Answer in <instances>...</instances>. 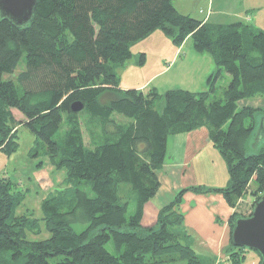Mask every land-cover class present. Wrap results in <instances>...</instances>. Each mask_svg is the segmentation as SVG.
<instances>
[{
  "label": "trees",
  "instance_id": "obj_1",
  "mask_svg": "<svg viewBox=\"0 0 264 264\" xmlns=\"http://www.w3.org/2000/svg\"><path fill=\"white\" fill-rule=\"evenodd\" d=\"M156 29L177 44L190 37L216 66L203 90L167 89L161 109L154 106L156 88L122 89L115 70L131 57V45ZM139 58L143 63L144 53ZM223 71V98H212ZM105 92L112 95L102 103ZM256 98L264 99V29L242 21L203 22L173 0H36L26 25L0 17V149L17 147L23 125L36 135L35 151L43 148L65 171L38 217L17 213L23 192L0 177V264H220L191 246L178 211L187 191L222 194L233 208L228 258L244 257L246 247L232 244L231 231L264 193V109L239 102ZM76 101L79 111L71 109ZM81 112L99 129L88 144ZM202 126L226 162L227 185L183 187L154 225L143 226L168 137ZM248 196L250 211L242 214L237 208Z\"/></svg>",
  "mask_w": 264,
  "mask_h": 264
},
{
  "label": "rangeland",
  "instance_id": "obj_2",
  "mask_svg": "<svg viewBox=\"0 0 264 264\" xmlns=\"http://www.w3.org/2000/svg\"><path fill=\"white\" fill-rule=\"evenodd\" d=\"M248 1H262L263 4L260 9V14L256 19L258 21L254 20L252 10L248 11L246 14L250 19L240 18V21L250 24L254 27L264 29V0H237L236 3L233 0H228L227 2L225 1L224 8L228 13H230V10L244 8L246 3L243 2ZM178 5L180 9L184 11L183 13H191L199 16L198 12L201 6L198 0H184L182 4H180L179 2ZM201 11H205V9ZM192 17L195 18V16ZM216 21L230 23L232 20H228L227 18L226 20H211L210 22ZM173 48L174 52L178 49V55L176 54V56H178L182 60H185L184 62H198L192 64L191 68L189 66H184L182 68L183 70L178 67H174L173 69H165L169 66V56L172 53ZM131 51L132 55L127 61H125L123 64H116L115 66L120 86L124 89H127L130 86L137 87L139 83L146 81L151 76L165 69L164 72L166 73L162 72L156 74L155 76H153V78L150 79L147 84L149 87L154 88L155 85L160 84L161 82H163V80H169V82L165 83V86H158V88H156L158 94H160L154 101V106L157 109H161V107L163 106V93L167 89L182 88L190 91H199L207 87V78L210 73L204 75V72H202V66L206 56L207 58H211L212 62L213 59L207 52L195 51L192 46V40L190 37H187L182 43L177 44L173 41L171 36L164 34L160 29H156L147 37L140 39L132 44ZM192 52L201 54V56L203 57L198 58L195 55H192L190 58ZM141 53H144L145 56L143 63H139V56ZM184 62H182V64ZM213 67L214 69L212 72H214V70L216 69L214 62L212 63V68ZM21 68L22 64L20 63L16 67L14 73H17V71H19ZM188 68L191 72L187 71ZM228 81L229 77L227 73L223 71L222 75L217 79L215 83L216 91L214 94H212L211 97L222 99L223 90ZM167 85L170 86V88H166ZM147 90L148 88L144 90V92H146ZM110 95H112V93L110 92L103 93L102 95H100L99 101L102 103L105 102ZM247 100L252 101L254 99ZM239 103L247 105L242 101H240ZM252 104L256 105V107H261L264 109V105L262 102L255 101L252 102ZM13 113L17 119L23 118V114L18 110L13 109ZM116 115L119 118L124 117L123 115L118 113ZM260 120L261 118L258 122V129ZM78 121L81 126L80 128L83 134V140L86 144H88L91 139V135L97 133L99 129L95 121L92 120L90 116L85 112H81L78 115ZM17 134L18 145L14 150H12L11 152H6L0 149V177H8L12 183V188L14 190H20L23 192L24 198L17 208V213H22L23 211L28 210L32 211L34 215L38 217L41 215L40 204L42 202V199L61 185L62 179L65 176V171L63 168H58L54 163L51 162L50 158L44 153L43 148L37 149V151H35L34 145L36 135L33 132L28 130L25 126L20 125L18 127ZM214 152V156L206 153V169H204L203 166L202 170H196L199 182L193 183L192 179L185 175V184L189 185L190 183H192L196 186L202 185L205 187L213 188H218L219 186L223 187L226 185L225 183H227L229 180V173L227 170L226 162L218 149ZM176 181V183H180V180L177 179ZM180 189L181 188L178 187L173 193H171L170 191H165L166 189H164V191H162V193H159L157 196H160L162 203L170 202ZM251 201L252 199L250 196L246 197L237 209L242 214H248L250 211ZM39 235H44V232L41 231ZM111 246V244H108V249L111 250ZM224 249V252L223 250H220L219 253L217 252L216 254L212 253L208 249L198 250L204 252L206 251V255H210L215 259L216 263L220 264L259 263V255L252 249H244L242 251L244 257H241L239 260H232L228 258L229 253L233 251V249L229 246V242Z\"/></svg>",
  "mask_w": 264,
  "mask_h": 264
},
{
  "label": "crops",
  "instance_id": "obj_3",
  "mask_svg": "<svg viewBox=\"0 0 264 264\" xmlns=\"http://www.w3.org/2000/svg\"><path fill=\"white\" fill-rule=\"evenodd\" d=\"M184 0H173L174 7L183 13L180 9L178 3L182 4ZM201 8L199 9V16H196L191 13H184L190 16H195V18L202 20L203 22H210L211 20H232L231 22L240 21V18L250 19L247 17V12L253 11V18L255 21L260 14V9L262 7V1H248L244 8H239L235 10H230L228 13L225 8V1L228 0H198ZM235 3L237 0H233ZM217 4V5H216ZM205 11H201L204 10ZM246 12V13H245ZM233 18V19H232ZM230 22V23H231ZM214 23H223L226 22H214ZM259 28V27H257ZM261 29V28H260ZM179 48V47H178ZM178 49L169 56L170 62L168 68L178 67L182 68L184 66L192 67V64L197 63L198 61L192 63L184 62L185 60L180 59L176 54ZM178 55V54H177ZM192 55L200 58L203 57L201 54H196L192 52ZM145 59V56H144ZM182 62H184L182 64ZM211 58H205L202 66V72L205 74L212 73L214 67L212 68ZM165 69L161 70L158 73H162ZM189 71V68L187 69ZM191 72V71H189ZM156 73V74H158ZM166 73V72H164ZM163 73V74H164ZM155 74V75H156ZM153 75V76H155ZM151 76L146 81H143L137 85V87L130 86L128 88H136L142 91L146 90L149 87L147 84L150 81ZM229 77V76H228ZM119 79V78H118ZM169 80H163L160 84L155 85L154 88L158 86H165V83ZM119 87L120 83H119ZM127 88V89H128ZM166 88H170L167 85ZM122 89H124L122 87ZM243 103L255 106L252 102H262L264 105L263 98H256L254 100H241ZM217 149L212 145L209 139V131L205 126L193 129L187 132H179L171 134L167 140V151L164 163L161 167L156 170L158 179L160 181V186L156 194L143 206V214L141 218V224L143 226H152L155 224L157 219V214L159 209L169 203H162L160 196H157L159 193L165 191H170L171 193L179 188L186 186H192L194 184L190 183L189 185L185 184V175L192 179L193 183H198L199 179L196 174V170H202L203 166L206 169V153L215 155ZM180 180V183H176V180ZM228 183V182H227ZM227 183H225L227 185ZM184 184V185H183ZM204 184V183H203ZM221 184V183H219ZM217 184V185H219ZM225 185V186H226ZM182 186V187H181ZM212 186V185H210ZM221 187V186H219ZM224 187V186H223ZM161 191V192H159ZM158 197V198H155ZM156 200V201H154ZM178 211L181 212L184 216L183 224L191 237V246L195 249L196 252L206 255V251H199L198 249H208L212 253L216 254L217 252L223 250L229 242V223L228 219L231 215L233 208L230 207L225 201L222 194L218 192H207V193H195L192 191H187L183 195V201L178 207ZM212 255V254H211ZM220 255V254H219Z\"/></svg>",
  "mask_w": 264,
  "mask_h": 264
},
{
  "label": "water",
  "instance_id": "obj_4",
  "mask_svg": "<svg viewBox=\"0 0 264 264\" xmlns=\"http://www.w3.org/2000/svg\"><path fill=\"white\" fill-rule=\"evenodd\" d=\"M36 0H0V17L10 20L16 26L29 23L33 17ZM83 108L81 102L71 104L73 111ZM259 128H264V117ZM232 244L256 251L260 264H264V193L254 203L249 216L237 217L231 231Z\"/></svg>",
  "mask_w": 264,
  "mask_h": 264
}]
</instances>
